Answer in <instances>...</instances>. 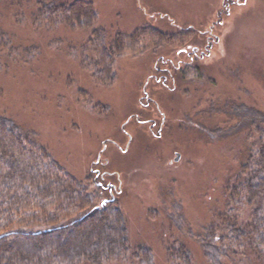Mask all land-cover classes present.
<instances>
[{
    "label": "rangeland",
    "instance_id": "1",
    "mask_svg": "<svg viewBox=\"0 0 264 264\" xmlns=\"http://www.w3.org/2000/svg\"><path fill=\"white\" fill-rule=\"evenodd\" d=\"M89 1L110 39L134 35L111 81L91 79L75 53L91 27L33 22L35 0H0V30L19 47L0 70V113L34 129L96 202L115 200L155 264H170L176 240L208 264L174 212L196 231L209 223L253 136L232 103L264 112V0Z\"/></svg>",
    "mask_w": 264,
    "mask_h": 264
},
{
    "label": "trees",
    "instance_id": "2",
    "mask_svg": "<svg viewBox=\"0 0 264 264\" xmlns=\"http://www.w3.org/2000/svg\"><path fill=\"white\" fill-rule=\"evenodd\" d=\"M34 3L33 22L91 27L75 53L91 79H114L116 60L134 35L110 39L105 28L93 25L98 13L89 0ZM9 41L0 30V70L6 56L13 60V51L19 53ZM26 51L30 60L36 45ZM231 108L232 117L253 128V136L227 184L224 205L200 230L185 227L179 210L175 222L182 235L199 244L208 264H264V129L253 125L258 118L264 121V112L242 104ZM97 191L57 160L34 129L0 113V264H155L152 246L131 243L123 211L115 200L96 202ZM174 244L166 246L168 262L193 264L191 250L177 240Z\"/></svg>",
    "mask_w": 264,
    "mask_h": 264
},
{
    "label": "flooded vegetation",
    "instance_id": "3",
    "mask_svg": "<svg viewBox=\"0 0 264 264\" xmlns=\"http://www.w3.org/2000/svg\"><path fill=\"white\" fill-rule=\"evenodd\" d=\"M135 115H137V116H138V113H137V114H135ZM137 116H136V117H137ZM103 175H104V174H103ZM102 177H103V176H102ZM110 185H111V184H110ZM108 186H109V184H108ZM110 188H111V187H110Z\"/></svg>",
    "mask_w": 264,
    "mask_h": 264
},
{
    "label": "water",
    "instance_id": "4",
    "mask_svg": "<svg viewBox=\"0 0 264 264\" xmlns=\"http://www.w3.org/2000/svg\"><path fill=\"white\" fill-rule=\"evenodd\" d=\"M178 155H179V154H177L176 159L178 158ZM104 201H105V200H104Z\"/></svg>",
    "mask_w": 264,
    "mask_h": 264
}]
</instances>
